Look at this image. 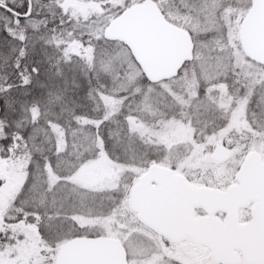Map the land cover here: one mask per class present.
Returning a JSON list of instances; mask_svg holds the SVG:
<instances>
[{"label": "rangeland", "instance_id": "1", "mask_svg": "<svg viewBox=\"0 0 264 264\" xmlns=\"http://www.w3.org/2000/svg\"><path fill=\"white\" fill-rule=\"evenodd\" d=\"M107 1L108 4L123 1L119 10L142 0ZM155 1L167 20L191 34L194 59L175 78L139 85L145 95L138 103L134 102L128 125L129 134L145 143L140 144L145 153L131 158L137 164L118 163L106 156L83 167L75 177L77 185L96 194L116 196L101 197L103 207L99 201L80 202L78 213L71 216L75 228L72 234L120 239L130 264H158L156 258L162 250L131 207V190L148 167L152 164L169 167L196 186L226 187L236 182L235 175L250 151H259L264 160V119L259 117L261 110L257 102L248 103L256 94V101L264 104V88L257 86L264 81V68L252 65L239 39L252 0ZM114 18L115 14L108 13L93 17L88 22L87 33L104 36ZM82 40L70 39L74 53L85 47ZM112 46L116 47L112 48L113 54L127 61L136 73L142 72L140 67L136 68L132 52L124 43L115 41ZM115 85L124 89L119 82ZM54 128L61 132L59 127ZM254 141L262 143L259 149L246 148L247 143ZM221 144L231 150L225 160L213 157ZM147 151L151 153L148 156ZM20 172L11 156L0 155V230L6 223L2 213ZM57 248L56 254L49 246L41 245L37 235L29 234L0 248V264H56L60 244Z\"/></svg>", "mask_w": 264, "mask_h": 264}, {"label": "water", "instance_id": "2", "mask_svg": "<svg viewBox=\"0 0 264 264\" xmlns=\"http://www.w3.org/2000/svg\"><path fill=\"white\" fill-rule=\"evenodd\" d=\"M104 36L124 43L151 83L174 78L194 57L191 34L167 20L155 0L123 9L108 24ZM239 39L246 55L264 66V0H252ZM229 156L230 148L223 144L213 152L217 160ZM235 177L227 189L195 186L184 175L152 164L131 190V207L140 221L167 236L191 235L211 246L214 253L239 248L246 259L264 262V160L259 151L246 155ZM251 202L253 218L240 223L238 210ZM197 207L210 215L197 217ZM217 210L227 211L225 220L213 216ZM56 264L130 263L120 239L79 235L61 244Z\"/></svg>", "mask_w": 264, "mask_h": 264}, {"label": "trees", "instance_id": "3", "mask_svg": "<svg viewBox=\"0 0 264 264\" xmlns=\"http://www.w3.org/2000/svg\"><path fill=\"white\" fill-rule=\"evenodd\" d=\"M41 2L45 6V10L40 17L35 18L33 23L44 20L47 22L46 29L41 25L40 31L36 32L29 25L24 33L26 39L21 41L19 31L16 32L15 38H13L0 28V83H3L4 77L8 78L9 83L16 81L15 70L12 65L16 62L21 48L26 52V57L21 63H26L29 66L36 63L41 69L39 76L33 77L32 88L27 90L31 94L30 97H21L25 101V110L23 112H17L20 119L12 121V124L19 123L20 127H14L13 131L17 134H23L31 131L33 127L43 128L47 134L48 141L41 144L40 140L33 141L32 139H28L27 146H25L24 141L21 140L15 146L18 150L12 151L8 156L2 155L6 158L11 156V159L14 160L21 172L15 189L11 191L8 204L2 213V219L6 223L0 232H6L10 235V241L3 243L2 247L11 245L17 238L22 239L29 234H35L41 245L49 246L55 252L59 244L61 245L68 239L78 236L75 233L72 234L75 228L72 224L71 216L78 213L81 208L80 203H77L74 207L61 205L59 202L54 204L51 199L45 203L42 197L32 193H22L21 189L24 188L25 180L29 178L28 173L35 171L34 165L32 169L29 168V161L39 159L37 148L42 147L47 150L55 143L59 131L55 130L54 127L57 126L60 128L61 124L67 125L68 120L72 119L74 114L81 117L97 119L102 111H112L120 107L119 93L123 89L115 85L116 83L110 84L106 89V94L96 100L90 99L86 95L85 89L88 87V76H86L87 68L85 62L88 56L86 52V39L88 36L82 34L87 33L86 28L88 27V22L90 19L93 20V17H99L107 13L108 15L115 14L116 17L124 8L118 10L120 8L118 6L123 1L116 4L111 2L108 4L109 1L107 0L106 2L105 0H71V3H67L64 0H62V3L58 0H41ZM66 3L67 8L65 7ZM68 4L70 5L68 6ZM62 17L63 23L61 22ZM3 23L4 21L0 19V25H3ZM52 29H55V32H52ZM41 36L44 37L43 40L40 39ZM53 37H55L54 40ZM102 37L105 38V36ZM72 38L83 39L81 43L85 47H81L80 53H74L69 46V41ZM113 43L115 41L113 42L105 38L104 46L109 53L113 52L112 48H116L112 46ZM64 53H67V56ZM69 57L71 58V63L66 64L64 61ZM249 60L252 65L264 68V66L253 62L251 59ZM190 63H185L184 67ZM57 69L63 72V77L56 76ZM76 84L81 85V87L77 88L75 86ZM96 84L97 82L93 79L91 86L95 88ZM145 85L141 84V86ZM56 95L64 96L63 103L53 104L51 102ZM251 101L253 104L257 102L256 94H253ZM96 106H99V111L96 109ZM29 107H35L37 111L29 113L27 111ZM61 107L64 108L63 112H61ZM251 110H249L250 113ZM124 111L126 113L129 112L127 107H125ZM259 117L262 120L264 119V115L262 114H259ZM253 118L254 116L251 119ZM34 121H38L39 123L34 124ZM5 123H8L7 117H5ZM125 123L126 131L129 133L128 119ZM116 130L118 131L119 129L117 128ZM4 134L5 130L3 127H0V136ZM43 138L41 137V139ZM136 144L135 151H129L127 153L117 151L109 158L122 164H137L133 163L134 161L131 158L135 156L141 157L143 155L142 153H145L144 148H141V145L145 143L138 140ZM261 144L259 141H254L252 144L247 143L246 148L254 147L255 149H259ZM146 154L148 156L151 153L147 151ZM64 178V173L58 169L55 173H49L47 170L42 169L37 174L39 182L49 188L53 186L52 181L60 180L63 182ZM20 200L26 202V211L32 214H39L37 220L23 218L19 220L8 219L9 216L15 215L14 209L19 206ZM53 222H56L59 227L55 229L51 228L50 225Z\"/></svg>", "mask_w": 264, "mask_h": 264}, {"label": "snow or ice", "instance_id": "4", "mask_svg": "<svg viewBox=\"0 0 264 264\" xmlns=\"http://www.w3.org/2000/svg\"><path fill=\"white\" fill-rule=\"evenodd\" d=\"M0 9H3V16L0 17L4 21L0 28L9 36L15 38L16 32L19 31L20 39H26L25 31L31 26L33 31L39 32L40 26L47 28V22L39 20L33 23L36 17H40L45 10V6L41 0H20L16 4L13 0L12 6H9L5 0H0ZM51 14V13H50ZM63 23V17L61 18ZM98 23L102 24L103 21ZM55 32V29L51 30ZM87 35L88 53L85 66L87 68L86 76H88V87L85 89L86 95L93 100L98 99L106 94V89L110 84L119 82L124 85V89L119 93L120 107L112 111H102L99 118L92 119L73 115V118L68 120L67 125L61 124L62 131L56 138L52 147L45 150L40 147L37 148L39 159L36 161H29V168L33 165L35 171L28 173V179L25 180L22 193H32L36 196L42 197L45 203L51 199L55 204L59 202L61 205L69 207L76 206L80 202H91L96 204L99 201V206L103 207V200L101 197H115V193H101L96 194L91 190H84L75 183V177L79 175L83 167L95 159H103L117 151L129 152L135 151L137 144L134 137L126 131V120L130 115L134 102L145 95V90L140 87L141 84H150L151 81L143 75L142 72L136 73L124 59L118 57L116 54L109 53L104 46L105 38L102 36L93 37L91 33H84ZM40 39H44L43 36ZM55 37H53V40ZM47 42V41H46ZM98 50V51H97ZM67 56V53H64ZM26 52L23 48L20 49L16 62L12 65L15 70L16 81L9 83L8 78L4 77L3 83H0V127H3L5 134L0 136V155L8 156L12 151L18 150L15 146L19 141H24L27 146L28 139L33 141L40 140V143H46L47 134L43 128L33 127L31 131L23 134H17L13 128H19L20 124H12V121H17L20 118L17 112L25 110V101L21 97L28 98L30 93L27 91L33 86V77L39 76L41 69L33 63L31 66L21 62L25 59ZM66 64L71 63V58L64 61ZM139 68V65H136ZM63 72L57 69L56 76L63 77ZM93 79L97 82L96 87L91 85ZM77 88L81 85L76 84ZM260 88H264V81H261ZM64 96L56 95L51 101L53 104L63 103ZM251 99L248 103L251 104ZM258 106L261 108V114L264 115V104L257 100ZM127 107L129 112H125ZM11 109V111H9ZM99 111V106H96ZM29 113L37 111L35 107L27 109ZM64 108L61 107V112ZM5 117L8 118V123H5ZM38 124V121H34ZM119 129L118 131L116 129ZM19 135V140H18ZM41 137H44L41 139ZM47 170L49 173H55L60 170L64 173V180L52 181V187L41 184L37 179V174L41 170ZM19 199V197H18ZM115 210V206H113ZM15 215H11L8 219H31L37 220L38 213L32 214L26 211V202L20 200L19 206L14 209ZM51 228H58L59 225L53 222ZM10 241V235L6 232H0V248L3 243ZM255 264V262H253Z\"/></svg>", "mask_w": 264, "mask_h": 264}, {"label": "flooded vegetation", "instance_id": "5", "mask_svg": "<svg viewBox=\"0 0 264 264\" xmlns=\"http://www.w3.org/2000/svg\"><path fill=\"white\" fill-rule=\"evenodd\" d=\"M19 1L20 0H14L16 4H19ZM5 2L8 3L9 6H12L13 4V0H5ZM0 16H3V9H0ZM171 173L177 174L172 171ZM185 179L188 181L186 177ZM152 183L155 182L152 181ZM230 185L226 187L216 186L212 188L227 189ZM194 212L197 217L210 215V213L203 207H197ZM213 216L218 220L223 221L227 216V211L217 210L213 213ZM252 218L253 202L238 210V220L240 223L249 222ZM139 222L142 226L150 230L155 236V239L161 244L162 250L160 249V256L156 258L158 264H253V262H255V264H264V262L250 261L246 259L243 251L239 248L230 250L223 249L214 253L211 246L200 243L191 235H185L184 237L179 236L180 238L170 237L156 231L140 220ZM143 260L144 263H146V258H143Z\"/></svg>", "mask_w": 264, "mask_h": 264}]
</instances>
